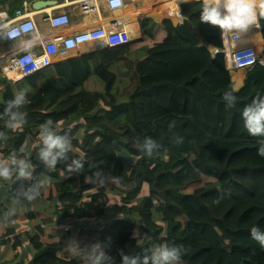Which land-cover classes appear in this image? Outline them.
Masks as SVG:
<instances>
[{"label":"trees","instance_id":"16d2710c","mask_svg":"<svg viewBox=\"0 0 264 264\" xmlns=\"http://www.w3.org/2000/svg\"><path fill=\"white\" fill-rule=\"evenodd\" d=\"M24 2L0 0V12L12 17ZM201 8L200 0L181 6V16L189 18L183 27H175L172 19L157 23L142 18L143 39L129 48L144 51L134 57L128 48L112 49L116 53L55 63L16 83L17 92L29 90L30 103L21 109L22 127L9 129L6 119H0V132L7 137L0 139V159L26 145L35 170L29 181L1 180L3 192L11 195L21 183L51 180L39 196L47 203L45 210L21 211L5 223L9 207L0 202V254L5 248L12 251L0 264H87L86 253L96 244L115 257L116 264H121L117 249L142 257L159 244L183 246L180 264H264V248L250 235L253 226L264 229V167L208 165L201 159L198 141L176 125L163 128L160 147L149 156L141 149L143 143L114 134L106 125L107 116L119 105L113 71L119 64L130 71L126 98L138 88H183L198 78L207 86L209 99L225 104L224 94L232 88L229 74L223 56L217 66L207 49L223 48L222 30L200 21ZM138 63L146 67L133 70ZM256 77L234 93L236 108L264 95V77ZM14 95L0 73V113ZM48 119L57 134H67L72 142L68 161L58 163L54 171H48L37 155L39 125ZM177 137L182 143H176ZM261 140L264 137L258 136L259 146ZM80 158L84 171L69 174L67 164ZM96 168L105 173L103 186L85 178ZM218 189L225 191L219 204ZM116 200L118 218L101 226L90 224L102 220ZM69 223L76 226L62 227ZM205 229H210L209 240L196 244Z\"/></svg>","mask_w":264,"mask_h":264},{"label":"crops","instance_id":"0c3cea01","mask_svg":"<svg viewBox=\"0 0 264 264\" xmlns=\"http://www.w3.org/2000/svg\"><path fill=\"white\" fill-rule=\"evenodd\" d=\"M140 1L125 0L120 10L105 14V16H115L116 18H120L121 15L126 17L125 22L131 26L133 32L135 31L133 43L140 42L143 39L140 20L144 17L152 18L157 23L172 19L175 27H183L178 25L175 17L176 14L173 16L157 17L154 14L145 13L136 20L128 21V16L125 15L126 12L123 11V8L126 5L132 4L135 9L139 7L136 5ZM194 1L196 0H191V2ZM188 3L181 2L178 8L179 11H181L182 5ZM104 11L106 12L107 9H104ZM185 22L187 21L184 18ZM47 33L44 32L43 34ZM23 45V42H19L10 48L3 47L0 50V54L2 55L9 50H22L24 48ZM93 46H87L88 48L85 46L78 51H73L67 56L56 60L55 63L66 60H78L81 57L95 59L97 58V54L102 53L103 50L96 49ZM128 49H130L132 57L137 55L140 50L144 51V49H136L135 47ZM207 49L218 66L220 63V53H214V50L217 48L208 45ZM31 50L37 52V47L32 46L27 51ZM224 65L226 67V62H224ZM142 67L145 68L146 64L138 63L133 67V70ZM1 69L3 70V68ZM225 69L228 71L232 87L235 86L238 89L256 77L252 76L254 70L252 73L246 71L236 73L235 71L230 72L227 67ZM113 71L117 75L125 77V81L122 84L116 81L114 87L119 101L123 102L124 99H132V103L129 106L119 104L114 107L111 115L107 116L106 125L110 132L130 137L129 139L135 143L144 142V139L147 137H151L159 143L162 140L163 128L174 122L183 133L193 136L198 141L201 159L206 164L220 169H238L245 166L250 168L264 167V158L257 155L259 148L258 136L250 135L244 127L242 119L244 108H227L225 104H219L209 99L208 88L201 79H194L183 88H174L170 85H161L151 91L138 88L131 98H126L123 96V93L129 85L130 71L123 68L122 64H119L118 68ZM262 76L264 77V74ZM116 78L118 77L116 76ZM11 88L13 93L16 94V86ZM114 119L117 121L111 124ZM140 134H147V136L139 139L138 136ZM4 189V183L0 180V196ZM23 212L28 211L24 210ZM11 255L12 251L5 248L0 254V263Z\"/></svg>","mask_w":264,"mask_h":264},{"label":"clouds","instance_id":"9594fccd","mask_svg":"<svg viewBox=\"0 0 264 264\" xmlns=\"http://www.w3.org/2000/svg\"><path fill=\"white\" fill-rule=\"evenodd\" d=\"M33 1V0H32ZM40 1V0H36ZM35 3V2H34ZM264 18V0H202L200 21L213 26H218L223 33H242L248 31L252 26L259 28L260 19ZM34 41L24 42V49H31ZM16 86V85H15ZM239 89L235 86L230 91L225 92L224 101L227 108H233L236 104L234 93ZM27 88L19 90L14 97L7 101L0 119H6V126L9 129L22 127L25 122V114L21 111L24 106L30 103ZM244 127L252 136L264 137V96L257 95L250 104L246 105L242 111ZM174 122L169 124V128L174 127ZM39 137L41 146L37 153L38 159L45 165L48 171H54L58 163L68 161V153L72 150V142L67 134L59 135L54 130V122L48 119L39 125ZM0 139H7L4 132H0ZM182 137L176 138V143H182ZM160 145L147 137L141 149L147 155H152L154 149ZM257 155L264 158V140H261ZM85 162L82 158L72 159L67 164L69 174L81 173L84 171ZM95 166L89 165V168ZM34 165L31 160V152L26 145H22L17 151L11 153L7 159H0V180L9 181H29L33 179ZM90 182H99L104 185L106 177L103 169L96 168L90 176L85 177ZM51 178L45 177L36 180L30 185L21 183L8 197L10 206L4 214V222L9 223L10 218L16 214L17 206L25 202H32L40 195L42 189L50 183ZM220 193L216 199L219 204L225 195L224 189H218ZM137 233H133L135 237ZM250 235L257 241L261 248H264V229L253 226ZM145 238H148L147 236ZM72 251H76L75 242L70 243ZM186 249L183 246H169L159 244L154 246L150 252L146 250L145 255L129 256L123 249H117V254L121 257V264H180L181 257ZM87 264H116L115 257L108 255L103 248L96 244L91 251L86 253Z\"/></svg>","mask_w":264,"mask_h":264},{"label":"built area","instance_id":"2783aa9c","mask_svg":"<svg viewBox=\"0 0 264 264\" xmlns=\"http://www.w3.org/2000/svg\"><path fill=\"white\" fill-rule=\"evenodd\" d=\"M45 1L57 4L34 10L36 0H25L22 9H17L12 17L0 13V50L27 41H34L33 46L37 47V52L23 48L2 54L6 69L17 73L21 80L46 70L56 60L85 46L112 50L129 48L134 42L133 29L125 22V16H105L120 10L125 0ZM175 17L178 25L183 26L181 13ZM244 35L246 32H222L223 48L214 50L215 54L226 55L231 71H246L260 59L258 52L263 43L248 44Z\"/></svg>","mask_w":264,"mask_h":264},{"label":"rangeland","instance_id":"374dc122","mask_svg":"<svg viewBox=\"0 0 264 264\" xmlns=\"http://www.w3.org/2000/svg\"><path fill=\"white\" fill-rule=\"evenodd\" d=\"M158 1H160V0H141L136 6H139V8L143 10V13H142V15H143L145 13H149L148 6L150 4H152L154 2H158ZM196 1H198V0H196ZM153 14L155 16H157V17H164V16L167 15V14L157 15L155 12H153ZM134 32H133V34H134ZM246 35L248 36L249 39H256L257 38V36H251L250 33H249V30L246 31ZM258 39H260L259 36H258ZM259 43H261V42H259ZM86 48H88V47L86 46ZM260 49H261V51L258 52V56H259L260 59H264V58H262L264 56V49H262V47ZM102 53H105L106 56H107L108 54H112V53H116V52H115V50L105 49V50H103ZM220 55L223 56V62H226V67L231 72V70L229 68V60H228V58L226 57V55L224 53H220ZM0 73H1L2 77L6 81V73H5V71L0 68ZM127 74H128V72H127ZM117 77H118L117 78V82H119L120 84H122V82L125 81V77L124 76L117 75ZM6 83H7V81H6ZM131 103H132V99H124L123 102L119 101V104L120 105H124V106H129V105H131ZM110 115H111V113H110ZM116 121L117 120H115V119L112 120L111 124H114ZM146 136H147V134H140L138 136V138L141 139V138L146 137ZM128 138H130V137H128ZM140 143H143V142H140ZM9 196L10 195L8 193H6V192H2L1 196H0L1 197V201L0 202L4 203L7 207L10 206V200L8 199ZM118 206H120V201L116 200L113 203V205L107 210L106 215L104 216V218L102 220H100V221H98L96 223H92V224H95V226H101L105 222H111L114 219L118 218L119 215H121V212H120ZM45 209H47V203L41 197H38L36 200H34V201L30 202V203L25 202V203H22L21 205H18L16 213H19L21 211L23 212L24 210L29 212V211H41V210H45ZM142 209H143V207H142ZM143 210L145 211V209H143ZM13 224L15 225L17 223H13ZM69 225L76 226L73 223H69L67 225H63L62 227L69 226ZM30 228L32 230V227H30ZM209 231H210V229H205L203 237H197L196 244L198 242L208 241L209 240ZM49 264H51V263H49Z\"/></svg>","mask_w":264,"mask_h":264},{"label":"bare ground","instance_id":"6f19581e","mask_svg":"<svg viewBox=\"0 0 264 264\" xmlns=\"http://www.w3.org/2000/svg\"><path fill=\"white\" fill-rule=\"evenodd\" d=\"M181 2L188 3L191 2V0H160L159 2H154L148 6L149 13L153 14V12H155L157 15L167 14L166 16L175 15L179 12L178 8ZM133 7L134 6L132 4H129L123 8V11L126 12L125 15L128 16L127 18L128 21L136 20L143 13V10L140 9L139 7L135 9ZM135 26H136V22H135ZM249 33L251 36H257V38L249 39L247 35H244L246 42L248 44L250 42H253L255 44L262 42L263 43L262 49H264V18L260 19L259 28L252 26L249 30ZM258 36L260 37V39H258ZM3 60H4L3 56L0 54V68H3V70L6 72L7 85L13 87L16 85L18 81L21 80V78L17 73L9 72L6 69V67H4ZM253 70L254 72L252 73ZM246 72L252 73V76H262V74H264V59H259L257 65L254 68L247 69Z\"/></svg>","mask_w":264,"mask_h":264},{"label":"water","instance_id":"95a60500","mask_svg":"<svg viewBox=\"0 0 264 264\" xmlns=\"http://www.w3.org/2000/svg\"><path fill=\"white\" fill-rule=\"evenodd\" d=\"M57 2L56 1H51V2H47V1H37L33 4L32 8L34 10H39L48 6H52V5H56ZM180 14V11L178 12ZM186 21H189V18H185Z\"/></svg>","mask_w":264,"mask_h":264}]
</instances>
